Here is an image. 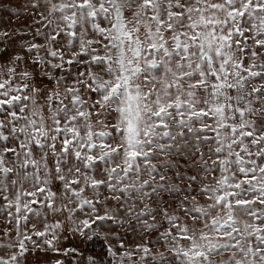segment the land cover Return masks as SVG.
Returning a JSON list of instances; mask_svg holds the SVG:
<instances>
[{
    "label": "snow or ice",
    "instance_id": "6c2138e0",
    "mask_svg": "<svg viewBox=\"0 0 264 264\" xmlns=\"http://www.w3.org/2000/svg\"><path fill=\"white\" fill-rule=\"evenodd\" d=\"M43 2L46 43L0 52V264H66L65 221L142 238L104 234L114 264H264V0Z\"/></svg>",
    "mask_w": 264,
    "mask_h": 264
},
{
    "label": "rangeland",
    "instance_id": "374dc122",
    "mask_svg": "<svg viewBox=\"0 0 264 264\" xmlns=\"http://www.w3.org/2000/svg\"><path fill=\"white\" fill-rule=\"evenodd\" d=\"M36 0H0V32H8V38H0V52L7 51L9 55L21 52L25 56L28 54L23 52L22 45L25 42H33V43H46L43 37H37L35 35L36 29H39L41 32L48 33L50 31L49 28H45L44 24L46 21L41 23H36L34 21H41L40 13L43 12L47 15V6L44 4L43 0H39L40 7L34 8L33 3ZM56 2V0H53ZM66 41H61V44ZM81 59H86L85 57H81ZM83 68V66H81ZM81 68H76L77 71L81 70ZM71 81V77H69V82ZM48 86L51 87L50 82H47ZM92 99H95V96H92ZM195 143L194 141H190V144ZM205 152L207 149H204ZM199 154L197 153L196 156ZM179 160L181 164L186 165V167H180L179 171L181 173H187L188 175H197V178L200 179V174L198 168L191 167L192 161L196 159V157L191 155V152L188 153V158H176ZM179 167V165H178ZM171 174L173 178L175 177V170H171ZM211 179V177H208ZM183 186V185H182ZM56 189L59 188V185L54 186ZM198 185L193 184L192 188H197ZM195 195V193H192ZM183 193L177 195H169L167 193H161V196L164 200L169 203L160 205L159 197H153L150 201L146 200V203L151 204L153 207H161L168 208L169 211L177 210L175 214L183 215L178 211V204L175 201H178L182 197ZM201 203L204 202L203 197H197ZM4 201L0 199V205H3ZM137 204L140 205V202L137 201ZM112 206H115L114 204ZM142 206V205H141ZM14 211V209H13ZM80 216L81 214L78 212L76 214ZM63 214H57L56 216H49V222H52L56 219H63ZM7 214L0 215V238L4 236V232L6 229L11 230L12 235H15V222L13 221L11 224L8 223ZM157 220H160L159 214H157ZM35 222V218H30V223ZM163 223V222H162ZM167 226L166 224L164 225ZM23 228V225L21 226ZM164 228L161 227L158 231H163ZM101 238H94L91 241L85 242L84 239L77 235L73 234L70 230H68V223L65 221V230L62 232V247L66 248H77L79 250V254L75 257H68L66 259V264H88L87 258L94 257L97 259V264H114L113 258L107 253L105 242L103 239L104 234H108V243H110L114 249L119 253L120 248L118 241L115 237V234L118 233L120 238L124 240L125 244L131 248L136 243L141 242V237L136 234L129 233L123 228L116 227L109 223L105 226L104 229L101 230ZM149 236L150 241L153 245H155V241L158 233L152 232L147 234ZM153 252L163 251L165 255H170L169 252L164 248V242L161 241L159 248L153 246ZM54 255V254H50ZM217 261L221 260V257H215ZM49 257L40 255L39 259L36 257L29 255L27 264H48Z\"/></svg>",
    "mask_w": 264,
    "mask_h": 264
}]
</instances>
